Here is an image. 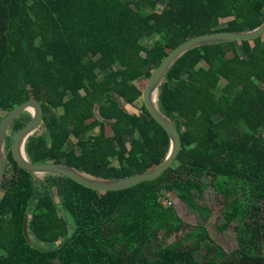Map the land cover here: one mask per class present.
<instances>
[{
  "label": "trees",
  "instance_id": "trees-1",
  "mask_svg": "<svg viewBox=\"0 0 264 264\" xmlns=\"http://www.w3.org/2000/svg\"><path fill=\"white\" fill-rule=\"evenodd\" d=\"M263 21L264 0H0V120L34 98L43 116L25 141L31 162L97 178L150 170L169 138L143 102L141 115L127 110L142 100L139 82L188 38ZM157 105L179 132L177 157L157 178L117 191L23 170L10 146L27 121H12L0 264H264V34L187 50ZM209 186L224 204L217 230L238 221L231 251L204 225L187 228L170 201L196 208Z\"/></svg>",
  "mask_w": 264,
  "mask_h": 264
},
{
  "label": "water",
  "instance_id": "water-1",
  "mask_svg": "<svg viewBox=\"0 0 264 264\" xmlns=\"http://www.w3.org/2000/svg\"><path fill=\"white\" fill-rule=\"evenodd\" d=\"M263 34L264 21L259 26L244 31H213L202 33L188 38L178 44L161 60L160 64L154 69L150 77L147 79L141 94L142 102L148 113L165 130L169 138V149L165 158L161 163L152 169L121 178H97L87 175L65 163L31 162L26 157L24 145L28 136L40 126L42 122L43 110L40 103L36 99L29 98L9 110L0 120V184L6 167L5 138L8 133L9 126L18 115L25 111H30L31 118L15 133L10 148L14 161L23 170L32 174L62 175L87 188L100 191L122 190L134 186L142 181L157 178L164 172L165 169L172 165L181 146V139L176 126L159 110L157 105L158 89L170 66L179 56L194 47L232 41L251 40ZM27 218L28 216L25 215L22 230L24 236L28 239Z\"/></svg>",
  "mask_w": 264,
  "mask_h": 264
},
{
  "label": "rangeland",
  "instance_id": "rangeland-1",
  "mask_svg": "<svg viewBox=\"0 0 264 264\" xmlns=\"http://www.w3.org/2000/svg\"><path fill=\"white\" fill-rule=\"evenodd\" d=\"M223 25V24H222ZM146 80H141L140 84H145ZM141 103L142 100L139 99L132 105H127L126 108L129 111L136 112L138 114L141 113ZM21 117L27 122L31 118L30 111H25L21 114ZM97 129L94 130L96 132ZM39 132V131H38ZM70 145H68L69 147ZM170 201L172 205L176 208L178 214L182 217V219L187 224V228H192L194 225L202 224L204 225L212 239L215 243L222 246V248L226 251H231L236 247L237 241L235 236L234 226L238 223L237 220H234L230 223L229 227L224 231H218L216 226L221 222H224L223 219V211L224 204L221 199L216 195L214 189L209 186L203 192L198 194L195 197V202L197 203L196 208H191L184 204L181 201H178L174 196H170ZM179 235V234H178ZM177 238V235L169 237V242L173 241ZM197 258H200L199 254H195Z\"/></svg>",
  "mask_w": 264,
  "mask_h": 264
},
{
  "label": "built area",
  "instance_id": "built-area-1",
  "mask_svg": "<svg viewBox=\"0 0 264 264\" xmlns=\"http://www.w3.org/2000/svg\"><path fill=\"white\" fill-rule=\"evenodd\" d=\"M162 202H163L164 205H169L170 204V201H167L165 199H163Z\"/></svg>",
  "mask_w": 264,
  "mask_h": 264
},
{
  "label": "bare ground",
  "instance_id": "bare-ground-1",
  "mask_svg": "<svg viewBox=\"0 0 264 264\" xmlns=\"http://www.w3.org/2000/svg\"><path fill=\"white\" fill-rule=\"evenodd\" d=\"M153 97H154V94H153Z\"/></svg>",
  "mask_w": 264,
  "mask_h": 264
},
{
  "label": "flooded vegetation",
  "instance_id": "flooded-vegetation-1",
  "mask_svg": "<svg viewBox=\"0 0 264 264\" xmlns=\"http://www.w3.org/2000/svg\"><path fill=\"white\" fill-rule=\"evenodd\" d=\"M10 148H11V146H10Z\"/></svg>",
  "mask_w": 264,
  "mask_h": 264
}]
</instances>
